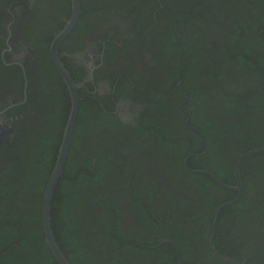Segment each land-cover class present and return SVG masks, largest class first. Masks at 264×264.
Returning a JSON list of instances; mask_svg holds the SVG:
<instances>
[{
  "label": "flooded vegetation",
  "instance_id": "obj_1",
  "mask_svg": "<svg viewBox=\"0 0 264 264\" xmlns=\"http://www.w3.org/2000/svg\"><path fill=\"white\" fill-rule=\"evenodd\" d=\"M232 1L81 0L77 26L59 47L60 61L79 85L80 97L67 160L74 157L72 167L89 161L100 184L92 189V196L81 197L82 202L72 207L79 221L74 234L83 240V254L70 242L59 243L57 232L66 220L58 211L61 195L54 194L51 226L70 264H180V260L182 264H231L214 252L211 239L221 257L240 264H264V184L243 178L241 164L246 158L240 164L241 192L195 172L211 171L203 165L214 161L213 145L201 128L202 121H209V130L213 129L218 118L217 94H208L216 86L208 79V67L219 65L224 80L237 85L260 80L259 76L250 80L248 69L235 74L218 60L223 49H233L249 61H255L254 56L264 61V45L258 41L263 43L264 28L253 35L254 19L264 18V8L256 7L258 15L238 27L230 22ZM238 1L242 8L238 19L249 17L255 5ZM174 6L181 9V21L174 17ZM195 6L212 18L194 11ZM224 14V23L218 26V17ZM71 15V0H0V180L17 183L16 192L2 196L0 191L5 199L0 211L16 205L24 213L25 205L16 200L26 186L37 191L43 172L39 167L45 165L42 157L56 154V163L72 102L52 61L51 46ZM226 32L243 35L242 46L237 39H225ZM200 35L202 42L195 39ZM172 43L181 46V52ZM189 48L199 53L191 83L186 79L189 65L180 59L188 57L182 51L187 53ZM263 89L259 90L264 93ZM231 116L240 122L236 111L224 116L223 123H235ZM72 142H80L78 150H72ZM198 143L203 144L201 149ZM215 149L221 156V143ZM35 164L39 166L31 175L29 169ZM54 166L47 171L46 186ZM89 168H82L87 176ZM71 172L61 177L70 189L76 178ZM85 182L81 196L89 191L88 177ZM229 194L235 197L228 201ZM239 200L241 207L232 213L230 207ZM42 208L43 200L39 228L43 237L32 234L24 249L42 258L39 264H58L46 243ZM58 219H63L61 225L56 224ZM24 236L20 225L16 240L1 253L21 246ZM71 238L68 233L66 240ZM25 260V255L19 257L18 264H35L30 255Z\"/></svg>",
  "mask_w": 264,
  "mask_h": 264
},
{
  "label": "trees",
  "instance_id": "obj_2",
  "mask_svg": "<svg viewBox=\"0 0 264 264\" xmlns=\"http://www.w3.org/2000/svg\"><path fill=\"white\" fill-rule=\"evenodd\" d=\"M237 2L239 3L238 0ZM250 2L253 5H255V10H252L250 12L249 17L248 16L241 17V20L238 19V16L242 15L241 14L242 8L240 4L236 5L235 0H233L232 3H229L228 9H230L231 16L233 18V20L230 21L232 25L235 24L238 27L239 26L244 27L245 26L244 20L246 18L254 19L253 14L255 13V16L258 15V9L256 7L264 8V0H250ZM173 10L176 13L174 17L180 19L181 21L182 20L181 9L177 6H174ZM195 10L197 12L207 14L206 11L202 12L203 10L202 8L200 11V8H198V6L194 7V11ZM192 13L193 11H187L185 14H192ZM214 13L221 15L222 12L216 11ZM210 18L212 17H210V15L207 14V20H210ZM224 18H225V14L218 17V21H219L218 26H221V24L224 23L225 20ZM260 28H264V18H261L259 21L257 19H254L253 35H255ZM228 33L227 32L225 33L226 36L225 39H229V40L237 39L236 43L242 46V44L239 42L242 39L243 35L233 34L232 36H230ZM257 37L259 39V36ZM195 39L196 41L199 40L201 42L204 40L201 35L199 37H196ZM258 41L261 42V45H264V40L263 43L261 40ZM232 43H234V45L238 47V45L235 43L234 40L232 41ZM172 45L174 46L173 48L177 49L179 52H181V49H183L181 46L176 45V43L175 45L172 43ZM232 50L233 49L230 50L226 49L225 51L223 49L220 54L218 53L217 56L218 60H220L222 64H226L223 67L225 68L228 67V70H230L229 67L231 66V69H233V72L235 74L239 70L248 69L249 70L248 76L250 77L249 78L250 80H254V76L257 77L259 76L260 80L256 79L257 81H251V82H246V84L237 85V83H232V82L230 83L229 81L227 82L226 80H224L223 75H221L223 72L219 70L221 69L219 65L216 64L208 67L209 68L208 79L216 85L210 88V92L208 91V94L211 95L214 92H216L214 94H217L215 101L218 103L219 106L218 115H217L218 118L215 121V125L213 129L211 130H209L210 129L209 121L207 122L202 121L201 124V128L203 130V133L207 137V141L210 142L211 147L213 145L211 154H213L212 158L214 159V161L211 163L210 166L207 167L206 165H203V167H206L209 170L213 171L214 173L217 174V176L220 179L231 185L235 182L233 167L237 157L245 152L264 146V93H262L261 90H259L262 86H264V70L261 69V68L264 69V61H262L257 56H254L255 61H249L246 58L242 57L241 55L237 54L238 52L235 53ZM182 53L188 54V57H181L180 59L182 60L183 64L187 62L189 65L188 66L189 71L186 79L188 82L190 81L191 83L195 77V71H196L195 66L199 61V53L193 52L190 48L187 51V53L184 51H182ZM203 57H201L202 60L204 59ZM245 87L247 88L245 89ZM190 95L192 97L194 96L193 94ZM236 111L239 112V114L241 115L240 122L238 123L235 121L236 116H231L232 119H234L235 123H233L232 125L230 123L224 124L223 117L227 116L228 114L234 115ZM200 141H202L201 138ZM41 143L44 144V142ZM58 143L60 142H57V144ZM219 143H221L223 147V149L220 152L221 156H219L217 150L215 149L216 145ZM48 144L53 145L54 142H48ZM79 145L80 142H72V150L73 149L78 150ZM197 145H200L198 147L200 149L203 147L202 143H198ZM57 148L58 145H56L55 151ZM55 155L56 154H53L52 158L49 156H45L46 158L42 157L43 159L42 161L45 162V165L43 166L41 164V167H39L40 170L43 172L39 173L38 176V181H40V184L37 186L38 187L37 191L34 190L33 193L32 189L26 186L24 188L25 193L19 197L20 200H16V204L25 205L26 207V209H24L25 212L24 213L19 212L16 209V205H14L9 210L0 211V264H16V263L18 264L19 257L23 255H25V258L27 257V260H28V255L32 256V259L35 262V264H39L37 262L38 261L41 262L43 260L35 253H28V251L24 249V247L25 244L31 240L32 234L38 235L39 233L40 236H42L41 230L39 229L41 228V224H40L41 205L43 200V193L48 180L47 177H49L47 171L53 167V164H55L53 163L55 161L54 159ZM217 158L219 159L222 158V160H215ZM194 162H196V159L192 160V163ZM259 163H264V152L257 153L247 157L241 164V173L245 180L251 177L254 181L259 182L260 186H262L264 184V168L259 169L258 168ZM31 164H33V162H31ZM74 164H75L74 157L72 156L69 157L63 172L64 173L63 175L66 176L67 174H69L70 171H72L71 175L76 177L75 183L73 184V188L70 189L69 188L70 183H68L66 178H62L60 179L59 185L57 186L55 192V194L60 193L59 195H61V198L59 199L61 202L59 206L61 211L60 209H58V211L62 214L63 218L66 220V223L64 222L63 225V230L62 228H60V230L62 231L60 233L57 232V237L59 239V243L70 242V244L72 245L74 244L75 246H78V253L83 254L85 252V250L82 251L81 249V246H83L82 244L83 240L81 238L79 239L77 234H74L75 230H77L76 228H78L79 221L74 216L72 207L74 205L75 208L78 202H82L81 197L92 196L94 194L92 189L94 187H97L100 183H99V177L93 175V169L91 167L89 168V161L86 162L84 160L80 163L79 166L72 167L74 166ZM38 166H39L38 164L31 166L29 169V173L31 175H34V172L35 170H37ZM224 166H225V171H224ZM251 167H252V172H251L252 174H250ZM82 168H89L88 176L85 173L86 171H82ZM11 170L13 173H15L14 171L15 169H11ZM87 177L89 181V191L85 195L81 196V190H84L85 185H88L85 182ZM201 177L205 180L207 179L208 182H212V185L218 187V189L221 188L217 183H215L211 179L209 175H202ZM2 180L4 181L2 183L0 180V191L3 192L2 196L8 195V193L10 194L12 191L16 192V189L14 187L17 185V183L11 184L5 178H3ZM227 192L231 193L229 190H227ZM231 195L230 194L228 195L229 197L228 201L235 197L234 194L232 197ZM2 196H0V202L5 203V199L2 200ZM24 199H26V201H24ZM241 204H242V200L241 201L239 200L235 205L231 206L230 207L231 212L235 213L237 208L241 207ZM53 208H57V203L56 206L55 205L53 206ZM69 216H72L74 218L70 220ZM62 223H63V219L61 220L58 219V221L56 222L57 225L58 224L61 225ZM20 225H22L25 234V236L23 237L25 238L24 243L21 246L19 245L18 248L12 250V252H8L6 254L1 253L6 250L5 247L7 243L9 244L10 241L16 240L18 233H20ZM36 228L38 230H35ZM64 229L72 237L70 241L66 240L68 238V233H66ZM41 244L42 242L40 243V245ZM36 246L37 245H35V247ZM65 252H66V247H65ZM47 259L50 262L52 260L50 257H47ZM27 260H25V262H27ZM40 264H44V262Z\"/></svg>",
  "mask_w": 264,
  "mask_h": 264
},
{
  "label": "water",
  "instance_id": "obj_3",
  "mask_svg": "<svg viewBox=\"0 0 264 264\" xmlns=\"http://www.w3.org/2000/svg\"><path fill=\"white\" fill-rule=\"evenodd\" d=\"M71 2H72V15L67 25L65 26V28L57 35V37L53 41L52 46H51V57H52L53 63L59 70L63 80L68 86L72 105H71V111H70V116L68 119L67 127H66L65 134H64V139L60 146V150H59V154H58L55 166L50 175L48 184L44 192L43 208H42V222H43V227L45 231L46 243L49 246L53 257L56 259L58 264H70V262L68 261L63 251L59 247L57 240L55 238V235L53 233V229L51 226V205H52V200H53L57 185L64 172L68 153L71 147V140H72L73 132L75 129V124L77 121V117L79 113V105H80V97L77 92V88L79 85L75 83L69 71L61 63L60 57H59V47H60L61 42L77 26L79 17L81 15V0H71ZM261 152H264V146L254 149V150H250L248 152H245L238 158L235 164V172H234L235 180L237 182L236 185H226L225 183L221 181V179H219V177L215 173L211 171L196 170L195 172L209 174L217 182H219L220 185L224 186L225 188L241 192L242 178H241V173H240V164L245 158L251 155L257 154V153H261ZM164 243H170L176 246L173 242L168 241V240H165ZM210 245H211V248L214 250V252L222 260L228 263H231V264H240L232 259L221 257L215 250V247L213 245V239L210 240ZM180 264H182L181 260H180Z\"/></svg>",
  "mask_w": 264,
  "mask_h": 264
}]
</instances>
